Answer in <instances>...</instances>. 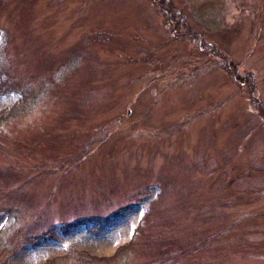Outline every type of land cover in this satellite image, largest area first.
Listing matches in <instances>:
<instances>
[{
	"label": "rangeland",
	"instance_id": "374dc122",
	"mask_svg": "<svg viewBox=\"0 0 264 264\" xmlns=\"http://www.w3.org/2000/svg\"><path fill=\"white\" fill-rule=\"evenodd\" d=\"M0 264H264V0H0Z\"/></svg>",
	"mask_w": 264,
	"mask_h": 264
},
{
	"label": "trees",
	"instance_id": "16d2710c",
	"mask_svg": "<svg viewBox=\"0 0 264 264\" xmlns=\"http://www.w3.org/2000/svg\"><path fill=\"white\" fill-rule=\"evenodd\" d=\"M100 220H104V221H105V220H107V219H104V218H103V219H100ZM84 222H86V221H84ZM88 222H89V221H88ZM88 222H86V223H88ZM90 222H91V221H90ZM86 223H85V224H86Z\"/></svg>",
	"mask_w": 264,
	"mask_h": 264
}]
</instances>
